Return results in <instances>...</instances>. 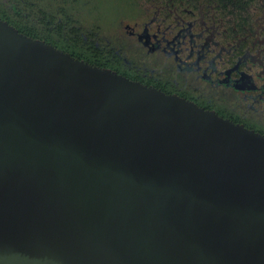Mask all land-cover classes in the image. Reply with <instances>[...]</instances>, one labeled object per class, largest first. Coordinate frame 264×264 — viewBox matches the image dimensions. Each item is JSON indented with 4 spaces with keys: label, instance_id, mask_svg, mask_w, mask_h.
I'll use <instances>...</instances> for the list:
<instances>
[{
    "label": "water",
    "instance_id": "obj_1",
    "mask_svg": "<svg viewBox=\"0 0 264 264\" xmlns=\"http://www.w3.org/2000/svg\"><path fill=\"white\" fill-rule=\"evenodd\" d=\"M0 264H264V134L0 17Z\"/></svg>",
    "mask_w": 264,
    "mask_h": 264
},
{
    "label": "flooded vegetation",
    "instance_id": "obj_2",
    "mask_svg": "<svg viewBox=\"0 0 264 264\" xmlns=\"http://www.w3.org/2000/svg\"><path fill=\"white\" fill-rule=\"evenodd\" d=\"M186 5L190 10L180 6L182 13L196 17L183 16L179 21L174 14L170 24L162 23L165 16L152 26L153 31L147 32L151 29L147 26L144 35L143 27L148 23L141 29L138 21L125 24L129 37L124 38V50L131 40L142 49L131 52L134 58L125 53L124 67L145 80L162 82L171 91L127 77L192 100L264 134V4L251 19L235 18L232 26L218 11L211 13L204 5L194 10V4ZM140 51L144 61L138 59ZM226 90L229 100L221 94Z\"/></svg>",
    "mask_w": 264,
    "mask_h": 264
},
{
    "label": "trees",
    "instance_id": "obj_3",
    "mask_svg": "<svg viewBox=\"0 0 264 264\" xmlns=\"http://www.w3.org/2000/svg\"><path fill=\"white\" fill-rule=\"evenodd\" d=\"M128 4L125 0H0V17L18 31L51 43L77 58L115 69L145 83L151 82L170 92L162 82L145 80L124 67L127 42L124 38L129 37L125 29L127 21H138L141 29L145 22L165 19V14L164 18L152 19L158 5L166 12L167 5L194 4L195 9L204 5L211 13H222L232 26L235 18L251 19L264 0H136L138 14L130 17L122 13ZM118 30L119 35L114 36V31Z\"/></svg>",
    "mask_w": 264,
    "mask_h": 264
},
{
    "label": "rangeland",
    "instance_id": "obj_4",
    "mask_svg": "<svg viewBox=\"0 0 264 264\" xmlns=\"http://www.w3.org/2000/svg\"><path fill=\"white\" fill-rule=\"evenodd\" d=\"M125 1H128L129 2V4L127 5V7L125 8L124 7V11L122 12L123 13V15L124 16H127V17H130V16H136L137 14H138V11H137V8H136V6H137V4H136V0H125ZM162 5H158L157 7H155V11L152 13L153 14V16H154V18L155 19H160V17H164L165 15H164V13H167L168 12V15H166L167 16V19H166V22H169L170 24H172V22H170L171 20H172V17H173V15L174 14H176L177 15V18L179 19V21H181V20H184L183 19V16L185 17V18H194V17H196L197 15H195L194 13H192V14H187L186 12V14H183L182 13V9L181 8H183V7H180L181 5H172V6H169V5H167L166 6V12H164V10L162 9V7H161ZM185 9V11H188V10H190V6H187L186 5V7H184ZM194 10H196V9H194ZM173 13V14H172ZM189 16V17H188ZM176 18V17H175ZM173 19H174V17H173ZM128 20H130V19H128ZM146 23H148L147 25H145L144 27H143V35H144V33H146V31H147V26L148 27H150L151 29H149V31H147V32H151L150 30H152L153 31V29H152V26H155L156 24H159V20L158 21H148V22H146ZM181 23V22H180ZM175 24V23H174ZM112 25H110V27H111ZM117 35H119V30L116 32V34L114 35V36H117ZM133 39V38H132ZM135 45H139V44H137L135 41H133V40H131L129 43H128V45L126 46V49L124 50L125 51V53H127L128 54V57H133L132 56V54H131V52H133V51H135V52H139V50L140 49H142L141 48V46H140V48L139 47H136ZM141 56H142V52L140 51V55L138 56V59L140 60V61H144V60H141L140 58H141ZM134 58V57H133ZM219 92V91H218ZM220 93V92H219ZM221 94H223L224 95V98L225 99H227V100H229V92H228V90H226V91H224L223 93H221Z\"/></svg>",
    "mask_w": 264,
    "mask_h": 264
}]
</instances>
